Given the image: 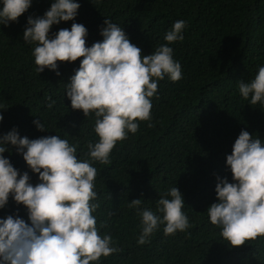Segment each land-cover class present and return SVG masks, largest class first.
<instances>
[{"label": "trees", "instance_id": "1", "mask_svg": "<svg viewBox=\"0 0 264 264\" xmlns=\"http://www.w3.org/2000/svg\"><path fill=\"white\" fill-rule=\"evenodd\" d=\"M51 0H32L30 7L7 26L0 24V134L15 127L19 135L36 138L57 134L77 144V154L87 159V143L98 138L94 115L72 109L64 84L78 67L75 61H57L37 73L32 56L35 44L23 41L26 17L42 15ZM73 18L87 29L86 46L102 39L105 17L119 24L142 54L167 43L163 35L177 19H184L183 39L171 43L173 58L181 64L182 77L158 81L151 97L149 121H139L135 133L117 141L109 163L92 161L99 233L110 234L116 252L101 256L99 264H264V235L230 246L210 223L206 208L215 202L216 177L231 173L226 154L241 129L264 139V107L250 105L239 95L237 80L252 78L264 64V0H78ZM61 21L49 32L68 28ZM59 72V75L56 74ZM45 97L55 104L46 106ZM39 119L44 130L32 123ZM3 153L30 182H38L15 146ZM176 186L184 200L190 227L165 235L163 225L145 244H137L139 216L128 201L142 199L155 210V200ZM24 218L23 205L11 196L0 208V218ZM94 264V262H90Z\"/></svg>", "mask_w": 264, "mask_h": 264}, {"label": "clouds", "instance_id": "2", "mask_svg": "<svg viewBox=\"0 0 264 264\" xmlns=\"http://www.w3.org/2000/svg\"><path fill=\"white\" fill-rule=\"evenodd\" d=\"M31 2L0 0V24L14 22ZM78 8V0H51L42 15L26 17L22 39L35 44L32 56L37 73L45 67L57 70V61L82 57L63 83L64 96L83 116L94 115L98 139L87 143L88 158L81 159L77 144L57 134L30 139L19 135L15 127L0 134V208L11 196L27 214V222L14 214L0 218V264H99L101 256L118 250L110 234L99 233L92 214L99 206L94 190L97 169L92 161L109 163L114 145L129 132L135 133L139 121H149L151 127L150 98L158 95V81L182 77L181 64L173 58L170 45L183 39L184 19L175 20L164 32L167 43L142 54L123 28L107 17L99 29L102 39L86 46L87 29L73 19ZM69 20L70 27L49 32L52 25ZM236 82L242 99L264 107V64L252 78ZM45 99L48 108L55 104L51 97ZM32 123L37 130L45 129L39 119ZM7 145L15 146L27 168L37 174V183H31L29 172L15 168L3 155L11 150ZM224 164L231 181L216 177V200L206 212L223 240L239 246L264 235V139L241 129ZM183 206L182 193L175 185L159 194L155 210L142 206L141 198L128 201L140 218L136 243H147L160 225L165 235L190 227Z\"/></svg>", "mask_w": 264, "mask_h": 264}]
</instances>
